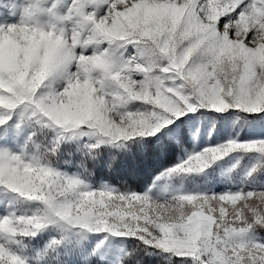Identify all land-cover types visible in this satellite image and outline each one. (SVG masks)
<instances>
[{
    "label": "snow or ice",
    "instance_id": "snow-or-ice-1",
    "mask_svg": "<svg viewBox=\"0 0 264 264\" xmlns=\"http://www.w3.org/2000/svg\"><path fill=\"white\" fill-rule=\"evenodd\" d=\"M2 19L0 192L36 209L17 216L0 200V264L52 254L57 264H143L141 253L157 264H264V138L248 135L264 126V0H23ZM194 117L242 122L244 135L187 152L140 191L89 182L101 148L153 138L182 149ZM69 142L81 173L56 166ZM231 154L256 161L236 190L171 186L190 176L211 185L209 170ZM50 231L58 238L34 249ZM110 238L132 246L113 257Z\"/></svg>",
    "mask_w": 264,
    "mask_h": 264
},
{
    "label": "rangeland",
    "instance_id": "rangeland-1",
    "mask_svg": "<svg viewBox=\"0 0 264 264\" xmlns=\"http://www.w3.org/2000/svg\"><path fill=\"white\" fill-rule=\"evenodd\" d=\"M23 0H3V6L0 7V22H3L2 19V11L3 7H7L12 11H16L19 6L22 4ZM14 19V18H12ZM188 129V137L187 142L184 144V147L176 148V156L174 160L165 168L161 169L158 173H156L152 178L143 185L137 191H140L146 185H150L152 181L158 176L161 172H163L166 168L172 167L174 164L180 162L181 159L185 158L187 152L191 151H200L203 148L214 146L217 144L224 143L229 138H237V136H243L244 133L241 131L242 122L234 121L232 125H227L222 121L213 122L212 120H201L197 118H193L187 124ZM248 135L252 138H264V126L260 124L255 125L253 129H249ZM195 137V139H194ZM51 138V134H49V139ZM153 139V138H152ZM43 141V143H41ZM47 140H44L43 137L40 140H37L38 144H41V147L46 146ZM15 143H9V147L12 148L13 151L19 152V149L15 147ZM89 143L87 138L80 143V148L83 149L84 144ZM137 147L138 145L132 144L130 147ZM62 154L56 157L57 167L60 171L66 172L69 175L81 173L83 170L78 167L80 161L84 159L83 153L77 151V145L75 143L69 142L61 146ZM128 150L129 148L117 149L110 147H103L100 149V153L107 155L112 151L121 152L123 150ZM86 151V149H85ZM129 151V150H128ZM35 152V147L30 146L28 149V154L31 155ZM241 154H231L225 159L217 162L213 169L209 170V174L213 178V183L211 185L205 182V177L203 176H190L187 178H177L171 181V186L173 188H180L182 186L183 190L186 192H197V191H206L209 187L213 192H221L231 187L232 190H236L239 188L240 179L244 175L245 171L249 169L256 161L251 158L249 155H244L243 159H240ZM239 160V164L237 161ZM235 166V167H234ZM226 177H231V183H217L216 181H223ZM182 180V184H181ZM89 182L93 185V187H98L101 183H107L114 187H120L119 185L113 184L111 181L105 179L104 177L92 176L90 177ZM0 200L4 201V203H11L10 211L14 212L17 216L20 215H30L35 209L36 205L30 204L28 202L17 200L12 194H4L0 192ZM4 212L3 205H0V215ZM261 236L264 237V234L261 233ZM58 238V234L55 231L45 232L43 234V238L37 237L36 240L31 242L33 248L43 247L45 243L49 240ZM92 246H95L97 240L94 237H89ZM39 241V244H37ZM108 245L107 251L111 256L119 255L121 249L127 251L131 246L130 241H126L119 238H110L106 241ZM55 254H52V257L49 260V264H57L56 259L54 258ZM147 256V255H145ZM149 258H158L160 261L161 258L157 256H148Z\"/></svg>",
    "mask_w": 264,
    "mask_h": 264
},
{
    "label": "trees",
    "instance_id": "trees-1",
    "mask_svg": "<svg viewBox=\"0 0 264 264\" xmlns=\"http://www.w3.org/2000/svg\"><path fill=\"white\" fill-rule=\"evenodd\" d=\"M145 142L137 147H128L121 152L112 151L107 155L100 153L95 162L89 160L86 164L94 176L104 177L113 184L121 186L126 181L136 190L145 185L156 173L168 166L176 156L175 147H167L163 151L158 143ZM115 157V159H113ZM109 165H111L109 167ZM264 234V232H262ZM143 264H157L158 258H149L141 253Z\"/></svg>",
    "mask_w": 264,
    "mask_h": 264
}]
</instances>
